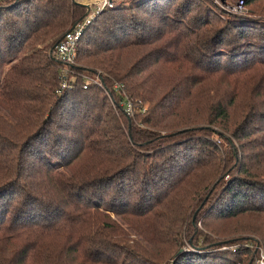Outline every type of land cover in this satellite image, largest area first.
<instances>
[{"label":"trees","instance_id":"16d2710c","mask_svg":"<svg viewBox=\"0 0 264 264\" xmlns=\"http://www.w3.org/2000/svg\"><path fill=\"white\" fill-rule=\"evenodd\" d=\"M116 2L71 67L52 52L84 5L0 2V264H251L250 248L208 250L231 232L264 248V32L194 0ZM197 7L226 27L142 23Z\"/></svg>","mask_w":264,"mask_h":264},{"label":"rangeland","instance_id":"374dc122","mask_svg":"<svg viewBox=\"0 0 264 264\" xmlns=\"http://www.w3.org/2000/svg\"><path fill=\"white\" fill-rule=\"evenodd\" d=\"M76 3L84 5L88 11H87V16L86 18L83 20L85 21L84 23L86 24L85 27H89L90 23L92 21H94V19L96 18L97 13H100L104 10V8L102 7V4L100 2V0H74ZM115 2L114 3V7L113 8H124V9H132V7L134 5L137 4L136 2H132V0H107V2ZM146 1V0H144ZM195 3L197 5H200L202 7V5H204V3L213 5L215 7H217L218 10V18L219 20H221L223 23L224 22H229L226 21L229 18H232V15H237V16H241V18L246 17V19H248V21H245L247 26L249 27H238L239 31H241L242 33H247V30L249 28V31H252L251 33L254 35H256L257 33L264 32V28L263 29H259V27L255 26L258 25V23L260 21L264 22V5H263V1L262 0H255V2L252 5H248L245 6V4L242 6H238L240 0H194ZM180 0H178L177 3H179ZM120 3H122L120 5ZM116 5V6H115ZM120 5V6H117ZM108 6V5H107ZM212 6V7H213ZM197 9L199 10V12L196 13H184L183 11L181 12H177L174 13L170 16H168L167 18L169 19L167 21V19L165 18L163 23L159 22L158 19L156 18H144L142 23L145 24L147 27H177L180 31H183V28H179V27H203V30H210L211 27H226L225 25L221 24L220 22H218L217 24H213V18L210 20L209 18L213 15H208V18L205 19V21H203L201 18L203 13H202V9H200L199 7H197ZM124 12H120V13H114L111 15V18H118L123 14ZM134 15L137 14V12H132ZM142 18V16H140ZM140 18V19H141ZM175 18V19H173ZM89 19V22H87L86 20ZM235 20V19H231ZM135 27V26H134ZM208 27V28H207ZM261 27H264L261 26ZM177 29V30H178ZM257 29V30H255ZM178 30V31H179ZM191 30H195L194 28H191ZM239 31L235 32V33H239ZM182 33V32H181ZM236 37V36H235ZM237 41H239V38L237 37ZM215 131H219L217 129H214ZM220 132V131H219ZM218 143V142H217ZM65 148V147H62ZM61 147H57L55 148V150H52V157H51V164L53 165L52 168L55 169V171L57 173H59L62 177V180L64 182H67V177L70 174L69 170L67 169V157L66 156H61V151H62ZM50 158V157H48ZM152 191H149V195ZM156 191H154L153 193H155ZM123 226L124 229H126L128 226L126 224H121ZM200 226V224H199ZM131 239H133L134 237H136L134 234V232L129 228L128 232H127ZM213 238L214 241L217 242H224V241H236V243H229L226 242L225 245L217 248V249H211L208 250L209 253L212 254H217L220 253V251H229V252H235V250L237 249H244V248H250L252 251H254L256 248H261L264 251V248L261 245L260 242V238L258 236H256L254 233H248V232H231V234L229 235H212L211 236ZM185 250V249H183ZM211 255V254H210ZM122 257L123 256H118L119 258V262H122ZM127 259V258H126ZM125 259V260H126ZM172 264L173 261H169V262H159L156 260H147V264ZM211 263V262H210Z\"/></svg>","mask_w":264,"mask_h":264},{"label":"built area","instance_id":"2783aa9c","mask_svg":"<svg viewBox=\"0 0 264 264\" xmlns=\"http://www.w3.org/2000/svg\"><path fill=\"white\" fill-rule=\"evenodd\" d=\"M2 0H0L1 2ZM102 7L111 6V2H107V0H100ZM238 6H242L243 2L240 0ZM89 22V19L86 20ZM85 21L81 22L80 24L73 27L72 30L65 33L64 37L54 46L52 56L54 59L58 60L61 64L67 67H71L74 65V61L76 58V53L78 49V41L84 31ZM89 82H95V80L85 79ZM66 84H62V87H65ZM126 112L131 113V106L130 104H126ZM254 259L252 260L251 264H264V251L261 248H256Z\"/></svg>","mask_w":264,"mask_h":264}]
</instances>
